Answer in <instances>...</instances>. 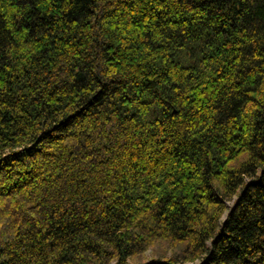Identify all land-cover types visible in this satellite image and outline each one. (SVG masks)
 Instances as JSON below:
<instances>
[{"label": "trees", "instance_id": "trees-1", "mask_svg": "<svg viewBox=\"0 0 264 264\" xmlns=\"http://www.w3.org/2000/svg\"><path fill=\"white\" fill-rule=\"evenodd\" d=\"M0 264H264V0H0Z\"/></svg>", "mask_w": 264, "mask_h": 264}, {"label": "rangeland", "instance_id": "rangeland-1", "mask_svg": "<svg viewBox=\"0 0 264 264\" xmlns=\"http://www.w3.org/2000/svg\"><path fill=\"white\" fill-rule=\"evenodd\" d=\"M156 250H158V249H156ZM151 251V250H149L146 254H144V255H141V256H139V260H145L146 258H150V257H152L153 256V254H156L157 253V251Z\"/></svg>", "mask_w": 264, "mask_h": 264}]
</instances>
